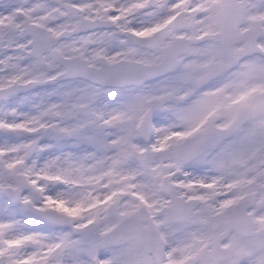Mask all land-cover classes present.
<instances>
[{
	"label": "snow or ice",
	"instance_id": "snow-or-ice-1",
	"mask_svg": "<svg viewBox=\"0 0 264 264\" xmlns=\"http://www.w3.org/2000/svg\"><path fill=\"white\" fill-rule=\"evenodd\" d=\"M0 264H264V0H0Z\"/></svg>",
	"mask_w": 264,
	"mask_h": 264
}]
</instances>
